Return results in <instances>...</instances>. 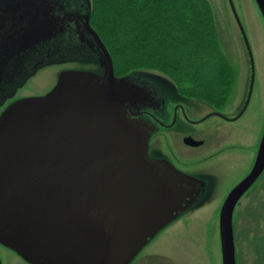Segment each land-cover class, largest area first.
Instances as JSON below:
<instances>
[{"label":"water","instance_id":"1","mask_svg":"<svg viewBox=\"0 0 264 264\" xmlns=\"http://www.w3.org/2000/svg\"><path fill=\"white\" fill-rule=\"evenodd\" d=\"M227 1L250 59L248 96L237 119L252 95L255 64ZM254 2L264 22V0ZM70 4L0 0V96L11 62L64 35L95 53L100 70H63L47 93L19 98L0 113V245L26 264H136L158 235L198 210L204 183L150 154L155 134L143 114L159 106L156 87L137 75L116 77L89 6ZM263 170L264 128L250 172L219 211L222 264H235L234 207Z\"/></svg>","mask_w":264,"mask_h":264},{"label":"rangeland","instance_id":"2","mask_svg":"<svg viewBox=\"0 0 264 264\" xmlns=\"http://www.w3.org/2000/svg\"><path fill=\"white\" fill-rule=\"evenodd\" d=\"M61 1L62 3H66V5L71 3L72 7H79L82 11L86 10L88 6L90 12L92 10V0ZM207 1L214 14L221 50L234 79V86L232 87L233 90L230 91V95L237 94L235 104L238 103L237 106H239L249 87V60L245 45L228 1ZM173 2L184 8L186 7L181 0H174ZM232 3L253 54L255 82L250 105L241 120L238 124L225 125L221 132L229 133L233 129H244L245 134L243 137L246 136V139L251 140L249 143L250 147H248L250 150L247 151L246 155L242 156L245 160L244 167H246V165L249 166L253 162V151L256 148L253 141L256 136L257 140L255 139V141H258L259 132L264 127V22L254 0H232ZM66 69L100 72L97 55L93 52L85 51L84 45L76 36L64 35V37L55 40L52 47H39L23 55L22 59H19V57L15 59L8 66V78L4 92L0 96V113L3 107L19 98L39 96L47 93L55 85L59 73ZM130 74L137 75L145 82L156 87L165 100L174 101L178 98L188 102L192 106L195 105L201 108L205 112L210 106L220 108L223 104L227 103L230 97L229 95L225 101L213 104L182 96L177 92L173 81L168 75L156 70H132L117 76ZM214 122L215 120H210L199 126V128L213 126ZM250 166L243 171H241L240 166L236 167L234 165H222L220 168H217V182L214 194H218V196L210 197L208 194H211L212 190L207 189L204 193L205 196L202 197L197 205L198 210L184 214L179 220L158 235L140 253L136 264H209L208 257H220V255L218 256L220 243L215 209L223 202L225 193L227 192L225 190L231 188L242 179L249 172ZM202 169L207 171L208 166H204ZM197 171L201 172L200 169H197ZM222 191L223 193H221ZM256 195L258 194H254V197ZM252 198H245L244 201ZM244 201H242L241 205H244ZM203 206H206V208ZM247 215L249 214H236L237 218L235 222V231L238 234L236 253L242 264H248L247 261H244V258L253 257L254 254L249 237L264 233V213L262 223L259 222V219H261L259 218L256 221L251 220V224L245 227L244 219ZM253 218L255 220V215ZM141 257L143 258L141 259ZM144 257L161 258L155 260ZM0 261L1 264H26L1 245Z\"/></svg>","mask_w":264,"mask_h":264},{"label":"trees","instance_id":"3","mask_svg":"<svg viewBox=\"0 0 264 264\" xmlns=\"http://www.w3.org/2000/svg\"><path fill=\"white\" fill-rule=\"evenodd\" d=\"M92 0L90 24L107 48L116 75L163 72L185 97L219 103L234 79L207 0ZM188 6V7H187Z\"/></svg>","mask_w":264,"mask_h":264},{"label":"flooded vegetation","instance_id":"4","mask_svg":"<svg viewBox=\"0 0 264 264\" xmlns=\"http://www.w3.org/2000/svg\"><path fill=\"white\" fill-rule=\"evenodd\" d=\"M65 8L67 7L65 6ZM67 27L68 32L73 31L71 24H67ZM35 48L37 47H33L32 49ZM248 60H250L249 57ZM250 74L251 72L249 62V85ZM152 91L154 97L159 99V106L154 110H148L145 112L143 114V118L152 126L154 130L155 135L153 134L154 136H152L150 145V154L154 157V159L166 161L179 171L196 178L198 177L204 183V193L207 189L212 190V193L208 194L210 197L218 195L214 194V189L217 182V168H220L222 165H234L236 167L240 166L241 171H243L245 168L249 167L250 164H252L251 162L249 166L246 165V167H244L245 160L242 156L246 155L247 151L250 150L248 147H250L249 143L251 142V140L248 139V141L246 139V136L243 137L245 134L244 129H233L229 133L221 132L225 125L238 124V122L243 117L244 114L235 119L246 103L249 87L239 106H237L238 103L235 104L237 94H233L230 95L227 103L223 104L220 108L210 106L207 108L208 110L206 112L201 110V108L195 105L192 106L188 102L178 98H176L174 101L165 100L163 96L160 97L156 88ZM251 97L252 95L250 96V100L245 112L250 105ZM210 120H215L213 126L199 128V126L207 123ZM261 135L262 131L259 132L258 141H255V139L257 140V136L253 141L256 148L253 151L252 161L255 158ZM187 138H191L194 141L200 142L201 144H199L197 147L189 146L185 142ZM204 166H208L207 171L202 169ZM197 169H200L201 172H198ZM248 173L249 172H247V174ZM235 185L225 190L227 191L225 196ZM223 191L221 193H223ZM254 194L258 195L254 197ZM203 196H205V194ZM250 197L253 198L248 201H244L245 198ZM242 201H244V205H241ZM238 213L249 214L244 219V223L246 225L245 227H247L248 224H251V220L256 221V219L261 218L259 219V222H263L264 170L244 193L241 199H239L233 211L232 230L235 248V264H242L239 261L236 253L238 234L235 231V222L237 218L236 214ZM254 215L255 220L253 218ZM249 238L250 245H252L254 250V254L253 257H245L244 261H247L248 264H264V233L255 234L253 237ZM218 251L219 256L220 250ZM208 258L209 264H222L221 255L220 257Z\"/></svg>","mask_w":264,"mask_h":264}]
</instances>
